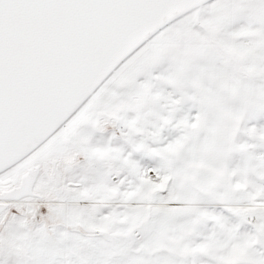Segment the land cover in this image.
Returning <instances> with one entry per match:
<instances>
[{
  "label": "snow or ice",
  "instance_id": "6c2138e0",
  "mask_svg": "<svg viewBox=\"0 0 264 264\" xmlns=\"http://www.w3.org/2000/svg\"><path fill=\"white\" fill-rule=\"evenodd\" d=\"M0 264H264V0H0Z\"/></svg>",
  "mask_w": 264,
  "mask_h": 264
}]
</instances>
